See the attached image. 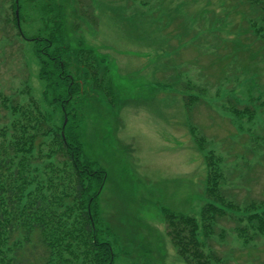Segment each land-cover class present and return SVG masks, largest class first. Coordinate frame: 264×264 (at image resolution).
<instances>
[{
	"label": "rangeland",
	"instance_id": "1",
	"mask_svg": "<svg viewBox=\"0 0 264 264\" xmlns=\"http://www.w3.org/2000/svg\"><path fill=\"white\" fill-rule=\"evenodd\" d=\"M42 1L30 3L19 18L24 37L17 33L10 42L1 28H19L10 23L11 0H0V93L18 108L30 97L42 100L34 49L52 19L106 59L113 104L92 92L89 122L80 128L95 168L107 171L97 227L101 239L114 243V264H186L167 234L170 213L197 220L205 251L214 249L229 264H264V234L246 245L238 238L234 227L246 223L241 213L218 217L209 238L201 227L206 201H264V108L255 100L264 97V58L252 30L264 26V5L253 4L264 0H57L46 13ZM60 113L54 125L67 120ZM206 155L213 157L218 202L204 193ZM26 248L28 255L32 247Z\"/></svg>",
	"mask_w": 264,
	"mask_h": 264
},
{
	"label": "trees",
	"instance_id": "2",
	"mask_svg": "<svg viewBox=\"0 0 264 264\" xmlns=\"http://www.w3.org/2000/svg\"><path fill=\"white\" fill-rule=\"evenodd\" d=\"M33 1L18 0L16 4L11 0L10 23L16 29L21 24L18 26L16 16L13 18V11L18 7L23 21L24 11ZM254 3L259 5L257 9L264 5V1ZM79 7L84 10L82 1ZM40 8L43 13L56 10L57 0H43ZM251 21L252 26L257 23L255 19ZM49 22L52 26L48 36H40L34 49L40 65L38 74L45 83L42 100L30 97L27 103H21L20 110L9 94L0 93L5 110V120L0 123V264H114V243L101 239L97 227L98 190L103 188L107 171L95 168L97 161L86 152L87 141L80 128L81 123L89 122L85 109L92 92L102 93L113 104L110 69L106 59L87 47L79 34L66 36L64 23L54 19ZM1 29L3 39L10 42L15 34H25L21 29L15 33H9L5 26ZM252 30L264 58V26ZM255 100L259 108H264V97ZM41 105L52 112L46 114ZM57 111L67 116L64 127V118L60 126L54 125ZM234 112L238 113L236 109ZM206 158L210 168L213 157ZM214 171V166L208 170L204 193L217 201L218 190L211 182L216 178ZM219 202L206 201L201 208L205 237L213 232L215 220L229 213H241L238 218L246 219L245 225L234 227L243 244H248L256 233L264 234L263 200L246 201L241 206L223 196ZM166 219L167 234L186 264H229L214 249L204 250L194 217L170 213ZM34 236L36 243L31 240ZM27 244L32 247L28 255ZM5 247L7 251H3Z\"/></svg>",
	"mask_w": 264,
	"mask_h": 264
},
{
	"label": "water",
	"instance_id": "3",
	"mask_svg": "<svg viewBox=\"0 0 264 264\" xmlns=\"http://www.w3.org/2000/svg\"><path fill=\"white\" fill-rule=\"evenodd\" d=\"M16 4H18V0H16ZM15 13H16V17H17V24L19 25L18 7L16 8ZM66 121H67V120L65 119V120H64V123H63V126L65 125ZM62 134H63V133H62Z\"/></svg>",
	"mask_w": 264,
	"mask_h": 264
}]
</instances>
